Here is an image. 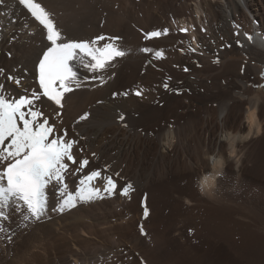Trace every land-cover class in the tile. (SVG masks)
<instances>
[{"label":"bare ground","instance_id":"obj_1","mask_svg":"<svg viewBox=\"0 0 264 264\" xmlns=\"http://www.w3.org/2000/svg\"><path fill=\"white\" fill-rule=\"evenodd\" d=\"M36 1L50 14L63 38L91 41L103 35L105 41L100 46L112 42L125 55L98 73L78 65L81 86L73 83V90L63 94L61 105L43 96L35 102L57 134L63 136L66 131V139L76 142L73 153L77 161L88 158L83 171L65 177L68 191L74 193L81 177L99 170L101 175L92 181V187L99 188L103 198L78 201L63 213L51 211L56 198L49 186L50 207L42 223L18 230L17 213L0 221V264L93 261L96 253L86 254L78 247L87 243L79 235L97 238L110 230V216L120 196L115 191L108 195L103 189L108 177L116 182L118 176L131 180L125 185H131L130 191H140L138 209L132 206L130 219L142 221L147 233L142 235L138 227L134 239L126 243L145 255L142 263L164 261V249L172 240L168 231L161 233L152 224L153 217L162 220L163 211L171 206L183 224L175 227L173 234L179 239L178 234L184 233L186 240L191 216H182V211H192L193 206L208 211L217 205L218 211H241L244 219L211 215L194 228L205 233L206 245L211 247L205 254L212 260L207 264H233L232 259L235 264H264V231L260 232L264 217L238 207L239 189L228 191L232 182L214 184L225 172L242 175L249 171L248 165H253L249 148L264 129V0H258L261 9L256 0H125L116 10L111 0L110 4L105 0ZM140 12L142 17L136 18ZM184 27L190 29L187 34H174ZM164 30L170 33L164 35ZM152 31L162 34L146 39ZM113 37L119 40H111ZM46 46L45 31L24 7L17 0H0V95L16 98L39 92L37 64ZM144 48L151 51L145 53ZM158 51L162 53L159 57ZM202 71L219 73L212 78L216 84L205 97L203 85L208 88V84ZM85 114L86 118L80 119ZM78 166L70 164V170ZM183 171H195L196 186L177 184ZM125 180L117 182L122 186ZM163 181L168 183L166 187ZM144 190L150 191L145 201ZM193 190L202 198H196ZM159 202L163 207H156ZM130 219L124 225L127 230ZM11 233L15 236L9 240L6 237ZM180 251L186 262L194 259L191 250ZM56 252L63 257L55 256Z\"/></svg>","mask_w":264,"mask_h":264},{"label":"snow or ice","instance_id":"obj_2","mask_svg":"<svg viewBox=\"0 0 264 264\" xmlns=\"http://www.w3.org/2000/svg\"><path fill=\"white\" fill-rule=\"evenodd\" d=\"M19 4L42 26L48 42L37 65L40 91L34 90L31 97L19 95V98H6L0 95V221L10 219L5 209L11 204L20 220L18 230H22L29 224L42 223L48 216L50 205L46 190L49 186L53 187L56 198L51 211L63 213L76 207L78 201L103 198L101 190L92 187V181L101 175L99 171H91L87 176L81 177L74 193L68 191L65 177L83 171L89 162L87 159L77 161L73 153L76 142L66 139V131L63 136L57 134L43 112L35 107V102L43 96L56 105H61L63 94L73 90V83L77 88L81 86L77 82L80 78L76 70L78 65H83L89 72L98 73L115 58L123 57L125 52L112 42L100 46V42L105 41L103 35L91 41L63 38L54 20L40 3L35 0H19ZM166 33L167 30L164 34ZM161 34L160 31H152L146 34V39L159 37ZM110 39L119 40L118 37ZM142 51L147 53L151 50L144 48ZM161 55V52H156L157 57ZM261 78L264 79V73H261ZM91 79L100 77L92 76ZM16 83L19 84V81ZM115 95L117 94L113 93ZM136 95L140 93L137 92ZM86 116L87 114L80 119ZM77 163L79 166L72 172L70 164ZM128 187L130 185L122 189V195L128 194ZM115 190L116 184L108 177L103 191L112 195ZM147 214L145 209V216ZM14 236L15 233H11L6 238L11 240Z\"/></svg>","mask_w":264,"mask_h":264},{"label":"rangeland","instance_id":"obj_3","mask_svg":"<svg viewBox=\"0 0 264 264\" xmlns=\"http://www.w3.org/2000/svg\"><path fill=\"white\" fill-rule=\"evenodd\" d=\"M136 1L139 3L142 0H136ZM105 2L106 3L109 2L108 4H110L109 0H105ZM111 2L113 4L115 3V5L113 7L115 10L117 8H121L122 3L126 4L125 0H123L122 2L120 0H111ZM255 3H256V7L261 9V5H260L259 1L256 0ZM135 17L136 18L142 17V13L140 12L139 15L135 14ZM171 20H173V18ZM133 24H135V23H133ZM189 30L190 29H188V31ZM163 32H165V30ZM169 33H170V31H167V33L164 35H168ZM178 33H182V32H180L178 30L174 31L175 35H177ZM187 33L188 32L182 33V34H187ZM157 38H159V37H157ZM196 64H199V60L196 61ZM215 68H217V66ZM216 73L217 72H215V71H213V72L202 71V73H201L202 77L204 78V80L205 79L207 80L206 82L208 84V88H205V85H203V87H204L203 89L205 90V92H202V94L204 93V97H205V94L209 95V93L211 92V89L215 86L216 82H214L212 80V78L215 76L216 77L219 76V73L218 74H216ZM249 149H250L249 150L250 157H251V159H253V165H248L249 171H248V169L243 171L242 175L241 174L236 175L235 173L233 175L229 171H228V173L225 172L222 174L223 175L222 178L218 179L217 180L218 182L215 181L214 184L215 185L216 184L224 185V184L232 182V184L230 186L228 184V191H233V187H235L236 192L239 189L238 190V193H239L238 196L240 199V201H239L240 206H238V207H243V209H245V210H250V211L255 212V213L264 217V201H263L264 200L263 199L264 198V129L262 130L260 135L254 139V142L252 143V145L250 146ZM141 152H143V151L141 150ZM182 160L184 161V164H186L185 163L186 160L183 157H182ZM182 162L180 163V166H179L180 168H182ZM252 168H254V169L252 170ZM73 172H75V170ZM77 174L78 173H76V175ZM182 175H184L183 179H181L180 176L179 177L177 176L178 177L177 178V184L180 183L183 187L186 186L187 184H189V185L193 184L194 186H196V184H194L197 181L196 176H195V171H189V172L183 171ZM115 176H118V174H116ZM120 178L127 180V182H125L122 186H121V184H119L117 182V180H120ZM130 181H131L130 179H127L124 176H118V178H116V182H114L116 184V190L120 189L119 192H117L115 190V195H117V193H118V195L120 196V198L117 197L116 200H120V202L122 204L120 202H117L115 213L111 214V216H110V217H112L109 221V223H111V226H109L110 230L103 233L101 235V237L99 234V236L97 238H90V236L87 237L86 235H83V234L79 235V237H82L83 240L86 239L87 243L81 242V243L77 244V245H79L78 247L80 249H83V251L86 254L89 253L91 255L93 253H96L95 259H92L93 261L86 262L85 264H138V261H139L138 258L139 257L144 258L145 255L142 252H139V250L133 251L132 247H129V245L126 243V241H128L127 239H129V241L134 239V235L137 234V229H138V227H140L139 225L142 223V222L136 223L137 218L132 217V219H130V216L133 214L132 206L135 205L138 209L137 200H138V196L140 194V191H136L135 189H133V191H130L131 190V185H130V187H128V189H127L129 192V195L126 196V195L121 194L122 189L127 187L125 185L129 184ZM235 184H237V185H235ZM162 185H163V187H166L168 185V183L166 181H163ZM211 188H212V185H211ZM195 190H193V192ZM148 191L149 190H144L145 193L146 192L148 193ZM195 192H194V195L197 194ZM149 194H150V191H149ZM262 196H263V198H262ZM195 197L196 198H202L201 196L199 197L198 194ZM218 197H219V195H218ZM255 198H257V199H255ZM204 199H201V202H203ZM224 202H225V204H227L226 201H224ZM215 204H217V203H215ZM189 205H193V204H189ZM230 205H232V204H230ZM9 206L10 207L7 209L11 208V210L7 211V209H5V212L10 217L11 215L12 216L15 215L16 213L13 211L14 206L13 207H12V205H9ZM158 206L163 207V204L159 202L158 204H156V207H158ZM193 207H194V209L192 211H189L186 213L184 212V210L182 211V216H185V215L191 216V220L189 221V224H192V225L188 228V231H187V233L190 234V236L186 238L187 241L184 240L185 239L184 233L178 234V237H180L179 239L177 238L176 234H173L175 227L177 229L178 226H180L182 224V221H181L182 218L180 217V220H178L179 216H176L174 213H172V207L171 206H169L167 209L165 208V210L163 211L162 220H159L158 218L153 217L154 219H152V224L155 223V226L159 227L157 230L160 231L161 233H165L168 231V233H166V234H171V236H172V240L167 243V246L164 249L165 260L161 261V259H160V264H175V258H176V262H178L176 264H185V263L187 264V262H189L188 264H201L202 261L205 262V263L203 262L204 264L209 263L211 258H210V256H207L205 254H208V251L210 250L211 247H207V245H206L207 240L204 237L205 233L204 232H202V234L198 233L194 230V228L197 226H202L205 222L203 220H205L206 217H210L211 215H215L218 218H219V216H221V214L223 216L224 215L225 216H227V215L231 216L232 215L234 218L238 219V221L244 219V218H242L243 213L241 211H238V212H229L227 210H225L224 212H223V210L218 211L217 205L213 206L208 211H204V209L200 208L199 206L198 207L193 206ZM129 219H130L131 228L129 230H127L124 225L126 223V220H129ZM158 221L161 222V225H159V223L157 225ZM112 223H113V225H112ZM144 225L145 224L143 223L142 227L145 228ZM172 226H174V228L171 229ZM124 229H125V231H124ZM115 230L116 231L118 230V231L116 232ZM169 230H170V232H169ZM182 230H183V232H185V228ZM260 230H261L260 232L264 231V223L262 224V229H260ZM145 232L147 233L146 228H145ZM237 238H239V237L237 236ZM194 242L196 244H194ZM187 247H189V248H187ZM184 248H185V251L187 249L192 251V255H194V259H192L191 261L189 260L187 262H186V260H184V258L180 254V253H182L180 250H183ZM150 250H152V248ZM16 251H17V249H16ZM152 254H154V253H152ZM54 255L57 257H63V254H61V252H59V253L56 252V254H54ZM154 256H156V255L154 254ZM154 258H156V257H154ZM200 260H201V262H200ZM234 260H236V259H234ZM234 260L232 259L231 263L232 262H233V264L237 263ZM257 260H259V259H257ZM8 261L10 263L12 261V259H10ZM226 261L227 260H225L223 262H226ZM244 264H247V263L244 262Z\"/></svg>","mask_w":264,"mask_h":264}]
</instances>
